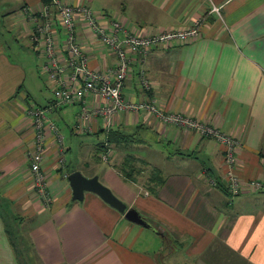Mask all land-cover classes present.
I'll use <instances>...</instances> for the list:
<instances>
[{
	"label": "crops",
	"instance_id": "1",
	"mask_svg": "<svg viewBox=\"0 0 264 264\" xmlns=\"http://www.w3.org/2000/svg\"><path fill=\"white\" fill-rule=\"evenodd\" d=\"M50 1L0 0V264H264V191L227 192L224 144L145 110L121 112L109 124L102 115L81 121L80 103L53 106L45 56L31 41L34 12ZM62 1L85 3L100 23L117 19L143 37L198 24L187 41L132 54L124 95L237 136L238 175L264 179V0ZM76 36L88 66L111 75L114 51L81 16ZM62 38L59 27V49ZM101 101L87 98L91 110ZM34 106H51L48 121L64 139L66 128L104 137L89 141L93 159L76 165L68 163L76 144L64 141L66 163L59 165V144L49 134L42 167L50 206L35 195L27 156ZM110 131L116 139L106 147ZM77 170L97 175L160 232L126 219L94 192L73 199L69 175Z\"/></svg>",
	"mask_w": 264,
	"mask_h": 264
},
{
	"label": "built area",
	"instance_id": "2",
	"mask_svg": "<svg viewBox=\"0 0 264 264\" xmlns=\"http://www.w3.org/2000/svg\"><path fill=\"white\" fill-rule=\"evenodd\" d=\"M213 11L218 12L219 8L214 6ZM34 14L36 24L31 34V41L45 56L42 71L53 85L55 95L53 106L80 103L82 104L79 114L81 121L102 115L109 124L121 112L145 110L168 123L194 129L202 136L213 137L224 144L226 190L231 196L244 192L264 191V179L243 181L236 171L237 147L240 145L237 136L224 133L217 126L183 112L165 113L155 101H132L124 95L132 54L139 52L147 54L150 49L172 41H187L199 34L198 24L185 30L170 29L155 36L143 37L128 33L122 22L117 19H113L108 25L100 23L97 13L85 3L74 5L62 0H51L42 10ZM77 16L83 17L92 33L103 45L114 51L116 62L110 69L111 75L88 66V57L76 36ZM59 27L63 34L62 49H59ZM122 32L126 33L124 37L120 36ZM141 83L147 88L151 86L145 76L141 77ZM88 97L101 98L102 101L91 110L87 104ZM50 108L51 106H34L28 111L32 118L34 136L27 156L30 159L35 195L46 206H50L53 202V195L48 190L47 175L42 167L50 133L56 136L59 144V165L66 163L63 135L55 122L48 121ZM76 127L80 129L79 125ZM107 144L108 141L106 147ZM102 157L103 160H108L109 149L102 154ZM212 183L218 184L215 179Z\"/></svg>",
	"mask_w": 264,
	"mask_h": 264
},
{
	"label": "water",
	"instance_id": "3",
	"mask_svg": "<svg viewBox=\"0 0 264 264\" xmlns=\"http://www.w3.org/2000/svg\"><path fill=\"white\" fill-rule=\"evenodd\" d=\"M69 181L73 189V199L83 200L86 191L94 192L112 207L124 213L126 219L160 232L153 223L142 217L134 208H128L127 204L109 186L101 182L97 175L87 177L77 170L69 175Z\"/></svg>",
	"mask_w": 264,
	"mask_h": 264
},
{
	"label": "rangeland",
	"instance_id": "4",
	"mask_svg": "<svg viewBox=\"0 0 264 264\" xmlns=\"http://www.w3.org/2000/svg\"><path fill=\"white\" fill-rule=\"evenodd\" d=\"M13 60H15V62L18 63V58H13ZM21 60V59H19ZM24 62V61H23ZM25 63V62H24ZM62 126L65 127V124L63 123ZM65 143L70 144L69 140L72 138V140L74 141V143L76 144L73 148V153L69 154V161L68 163H72V165H76L78 162H82L83 158H92L93 159V155H90L89 153V141H93V142H97L98 140H103L104 137L100 136H94V135H89V134H72L71 130L69 128H66L65 130ZM92 139V140H89ZM99 165H103V166H107L109 165L108 163H106L105 161L102 162H98ZM118 173H121V168L118 169Z\"/></svg>",
	"mask_w": 264,
	"mask_h": 264
},
{
	"label": "trees",
	"instance_id": "5",
	"mask_svg": "<svg viewBox=\"0 0 264 264\" xmlns=\"http://www.w3.org/2000/svg\"><path fill=\"white\" fill-rule=\"evenodd\" d=\"M44 1H50V0H44ZM116 134H117V131H110L109 134H108V137H107V141L110 143V142H113L114 139H116Z\"/></svg>",
	"mask_w": 264,
	"mask_h": 264
}]
</instances>
